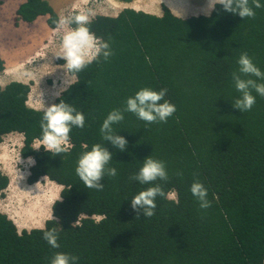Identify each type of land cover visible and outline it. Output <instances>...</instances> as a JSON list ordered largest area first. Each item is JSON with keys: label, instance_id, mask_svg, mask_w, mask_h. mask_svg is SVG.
<instances>
[{"label": "trees", "instance_id": "trees-1", "mask_svg": "<svg viewBox=\"0 0 264 264\" xmlns=\"http://www.w3.org/2000/svg\"><path fill=\"white\" fill-rule=\"evenodd\" d=\"M51 1L26 0L17 20L31 24L46 16L55 28ZM260 3L255 17L246 19L220 11V5L210 15L189 18L167 8L161 16L129 8L116 17L97 15L88 27L113 54L69 72L75 81L53 104H71L85 125L72 128V147L59 155L33 148L44 111L29 107V84L0 86V144L6 134H23L21 156L34 161L28 182L47 177L63 187L43 228L20 232L0 213V264H49L57 251L79 257L78 264H264V97L253 92L250 111L232 106L239 96L232 73L241 52L264 72ZM4 64L0 57V72ZM142 88H166L165 99L176 111L166 123L152 124L124 112L113 125L128 141L120 152L102 139L100 128ZM98 143L113 154L109 167L117 169L115 177L105 175L102 191L87 188L75 171L80 155ZM150 156L163 161L168 173L167 181L155 183L176 198L157 197L155 215L141 212L137 218L130 200L151 185L132 177ZM195 180L207 189L206 210L190 192ZM8 185L0 171V195ZM52 228L59 249L43 239Z\"/></svg>", "mask_w": 264, "mask_h": 264}, {"label": "clouds", "instance_id": "clouds-1", "mask_svg": "<svg viewBox=\"0 0 264 264\" xmlns=\"http://www.w3.org/2000/svg\"><path fill=\"white\" fill-rule=\"evenodd\" d=\"M86 4L84 3L81 8L75 9L74 13L76 15L61 17L55 22V31L63 32L61 40L55 39L62 50L57 58L65 60V68L72 73L82 71L101 56L107 61L113 54L109 42H106L102 37L98 38L88 27L91 20H93L91 17L94 13L91 12L89 5ZM217 5L221 6L220 11L237 15L241 19L254 18V9L262 7L260 0H208L205 14L210 15L212 11H216ZM162 6L169 9L164 4ZM146 13L152 14L150 12ZM178 17L185 18L182 16ZM237 64L238 69L232 73V81L239 96L232 103V106L241 112H246L250 111L256 102V96L253 95V92L264 97V72L256 66L247 52H241L237 59ZM167 91L166 88L160 91L142 88L134 96L128 97L123 110L113 109L104 119L100 128L102 139L105 142H110L120 152L127 150V139L118 135V132L114 131L113 128V125L124 120V112L134 114L138 119L147 124L166 123L168 118L176 111L175 105L165 99ZM84 125L85 116L71 104L63 101L59 104H53L44 109L40 123L41 136L34 141V144L38 146L37 149L43 148L54 156L59 155L66 151V148L72 147L69 142V134L72 128L77 127L82 129ZM29 159L30 162L34 163V161H31V158ZM112 159L113 154L107 150L104 144H95L90 150L84 151L80 155L75 169L76 174L87 188L102 191L104 184L101 181L105 175L109 177L117 175V169L109 167ZM177 174L181 175L182 173ZM132 179L139 181L142 185H151L145 190L140 191L130 200L133 211L137 212V218H139L141 212L145 218H151L155 215L157 197L175 199L174 193H165L163 188L155 183L158 180H168L166 165L163 161L153 159L152 156L146 158L138 173ZM190 192L197 199L199 207L202 210H206L211 206L210 201L207 199V189L199 180H195L192 183ZM78 221L72 225V228L78 226ZM43 239L51 248H60V244L58 243L59 234L55 228L45 231ZM78 262L79 257L57 251L51 257L49 264H78Z\"/></svg>", "mask_w": 264, "mask_h": 264}, {"label": "rangeland", "instance_id": "rangeland-1", "mask_svg": "<svg viewBox=\"0 0 264 264\" xmlns=\"http://www.w3.org/2000/svg\"><path fill=\"white\" fill-rule=\"evenodd\" d=\"M24 2L26 0H3L0 4V57L5 61V68L0 72V86L4 88L13 82L29 84V107L44 111L52 106L75 77L65 68L66 61L57 58L62 50L55 39L61 40L63 32L50 28L47 25L48 17L38 18L31 24L17 20V10ZM207 2L208 0H131L129 3L119 0L51 1L59 16L58 20L76 15L75 9L81 8L84 3L89 5L94 13L91 19H94L98 13L115 17L128 7L162 15L163 4L175 15L189 18L206 15ZM23 141V134L12 132L6 134L0 144V170L9 179L7 190L0 195V213L6 214L20 232L43 228L45 222L52 219V206L61 200L63 189L47 177L34 184L28 182L29 169L34 163L22 158L20 150L24 146ZM37 147L36 144L33 145L34 149H41ZM172 193L176 198V193Z\"/></svg>", "mask_w": 264, "mask_h": 264}, {"label": "bare ground", "instance_id": "bare-ground-1", "mask_svg": "<svg viewBox=\"0 0 264 264\" xmlns=\"http://www.w3.org/2000/svg\"><path fill=\"white\" fill-rule=\"evenodd\" d=\"M36 198V197H35ZM33 199V198H32ZM34 200V199H33ZM38 201V199L36 200V202ZM42 201V200H41ZM31 202H32V200H31ZM45 209V208H44Z\"/></svg>", "mask_w": 264, "mask_h": 264}, {"label": "crops", "instance_id": "crops-1", "mask_svg": "<svg viewBox=\"0 0 264 264\" xmlns=\"http://www.w3.org/2000/svg\"><path fill=\"white\" fill-rule=\"evenodd\" d=\"M83 5V4H82ZM97 15H100V13H98Z\"/></svg>", "mask_w": 264, "mask_h": 264}]
</instances>
